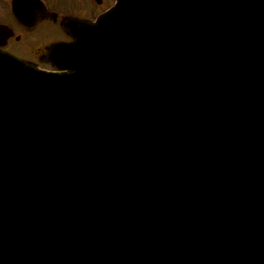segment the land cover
I'll list each match as a JSON object with an SVG mask.
<instances>
[{"label":"water","instance_id":"95a60500","mask_svg":"<svg viewBox=\"0 0 264 264\" xmlns=\"http://www.w3.org/2000/svg\"><path fill=\"white\" fill-rule=\"evenodd\" d=\"M75 26L0 51V264H264V0Z\"/></svg>","mask_w":264,"mask_h":264},{"label":"flooded vegetation","instance_id":"af4514ba","mask_svg":"<svg viewBox=\"0 0 264 264\" xmlns=\"http://www.w3.org/2000/svg\"><path fill=\"white\" fill-rule=\"evenodd\" d=\"M115 0H0V49L50 68L48 48L69 41L76 19H95Z\"/></svg>","mask_w":264,"mask_h":264}]
</instances>
